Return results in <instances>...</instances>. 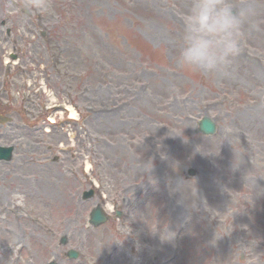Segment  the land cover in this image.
Segmentation results:
<instances>
[{
	"label": "rangeland",
	"instance_id": "obj_1",
	"mask_svg": "<svg viewBox=\"0 0 264 264\" xmlns=\"http://www.w3.org/2000/svg\"><path fill=\"white\" fill-rule=\"evenodd\" d=\"M248 2L241 53L203 75L177 63L192 0H0V264H264V0ZM19 176L69 192L70 217H12L13 199L35 208Z\"/></svg>",
	"mask_w": 264,
	"mask_h": 264
},
{
	"label": "clouds",
	"instance_id": "obj_2",
	"mask_svg": "<svg viewBox=\"0 0 264 264\" xmlns=\"http://www.w3.org/2000/svg\"><path fill=\"white\" fill-rule=\"evenodd\" d=\"M253 14L248 0H192L183 17L178 65L203 75L227 69L241 53L245 21Z\"/></svg>",
	"mask_w": 264,
	"mask_h": 264
},
{
	"label": "bare ground",
	"instance_id": "obj_3",
	"mask_svg": "<svg viewBox=\"0 0 264 264\" xmlns=\"http://www.w3.org/2000/svg\"><path fill=\"white\" fill-rule=\"evenodd\" d=\"M69 112H70V117L71 118H75L76 117V113L74 111L73 108L69 107ZM16 179H18L19 181H21L22 183L19 184L18 191L23 190V191H27L26 188H24L23 186L26 183V180H24V178L22 176L19 177H15ZM48 178V177H47ZM45 181H42V183ZM40 184H37V186H41V180L39 181ZM20 187H22V189H20ZM44 188H47L44 191H41V189H38L35 192H31L27 191V194L30 193V195H34L36 200L34 202L35 208H33V212L30 215L27 214H18V212H20L19 210L22 211V206H20V203L15 201L13 199V201L11 202L8 212L11 214H14L15 216H12L14 218H20L24 220L23 222L26 224L31 225L32 227H35L39 230H48L50 231L49 227H50V222H56V223H60L62 220H65L67 218H69V213L72 211V207L74 206V201H73V196L69 193V192H63L62 194H58L57 192L55 193L53 191L54 188V184L53 182L48 178L45 182V185L43 186ZM15 191V190H14ZM24 194H22L23 196ZM47 195V196H45ZM48 196H51L50 199ZM43 209L46 210L43 214ZM56 209V211L54 210ZM69 212V213H68ZM74 216L77 215V213H73ZM43 215H45V219H43ZM41 235H38L36 237V239H34L36 241V247L29 251L31 253V255L35 256L31 259L34 260V258H38L43 252H45L46 250H50V248H46V243L44 242V240L40 239ZM30 264V263H29Z\"/></svg>",
	"mask_w": 264,
	"mask_h": 264
},
{
	"label": "water",
	"instance_id": "obj_4",
	"mask_svg": "<svg viewBox=\"0 0 264 264\" xmlns=\"http://www.w3.org/2000/svg\"><path fill=\"white\" fill-rule=\"evenodd\" d=\"M7 119L5 117L0 116V122H4ZM198 130L203 133L206 134L207 136L212 134L215 131V126L214 123L208 118V117H203L199 123H198ZM12 151H13V147L12 146H7V147H2L0 146V160H5L8 161L10 160L12 157ZM189 173L192 175L194 173L193 170H190ZM93 195V191H86L84 192L83 198L87 199L89 197H91ZM104 214L101 212L100 208L96 207L95 209L92 210V212L90 213V222L93 225H98L102 222L106 221V217L103 216ZM62 243H66V239H62L61 240ZM67 256L68 257H77L78 253L74 250H69L67 252ZM49 264H54V263H49Z\"/></svg>",
	"mask_w": 264,
	"mask_h": 264
}]
</instances>
